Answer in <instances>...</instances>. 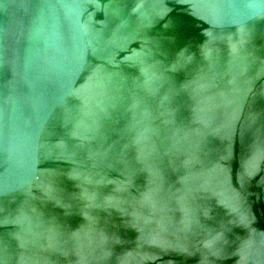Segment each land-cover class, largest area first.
Returning a JSON list of instances; mask_svg holds the SVG:
<instances>
[{
  "label": "water",
  "instance_id": "obj_1",
  "mask_svg": "<svg viewBox=\"0 0 264 264\" xmlns=\"http://www.w3.org/2000/svg\"><path fill=\"white\" fill-rule=\"evenodd\" d=\"M0 264H264V0H0Z\"/></svg>",
  "mask_w": 264,
  "mask_h": 264
}]
</instances>
